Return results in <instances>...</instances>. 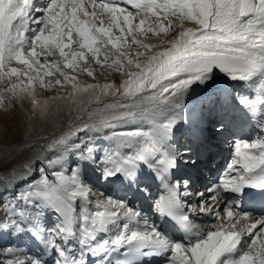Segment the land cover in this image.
Returning a JSON list of instances; mask_svg holds the SVG:
<instances>
[{
	"label": "snow or ice",
	"instance_id": "6c2138e0",
	"mask_svg": "<svg viewBox=\"0 0 264 264\" xmlns=\"http://www.w3.org/2000/svg\"><path fill=\"white\" fill-rule=\"evenodd\" d=\"M0 84L33 114L0 147L7 264H264V0H0Z\"/></svg>",
	"mask_w": 264,
	"mask_h": 264
},
{
	"label": "rangeland",
	"instance_id": "374dc122",
	"mask_svg": "<svg viewBox=\"0 0 264 264\" xmlns=\"http://www.w3.org/2000/svg\"><path fill=\"white\" fill-rule=\"evenodd\" d=\"M96 76L98 78V82L103 81V80H110L113 78H120V74L116 72L112 73H105L101 75L99 68L96 69ZM79 79L82 81H85L86 83H96L97 80H94L91 77H88L86 74H81L79 75ZM0 87H3L2 84H0ZM37 90H40L43 92L42 97L44 98H49L57 95V92H59L61 95L64 94V92L67 90L70 91V88H57L53 90H47V89H40L37 88ZM63 109L62 111H64ZM74 116V113H72ZM69 121V112L68 113H62V115L59 117V125L62 127L63 125H66ZM0 142L1 143H15L17 140L21 139V133L19 131L20 124L17 123V109L14 107L10 111L3 112L0 111ZM58 129L55 127L53 131L50 132H55ZM224 148H229L231 147L230 144H222ZM223 174L220 173L219 175L214 176L215 182L218 181L219 177ZM207 185H205L203 188H201L200 191H204V189L207 186L212 185L211 181L205 180ZM207 198V197H206ZM7 199V197H6ZM199 198H196L195 200L198 201ZM196 201V202H197ZM193 202V203H196ZM202 219H207V217H203ZM31 245L30 240L27 238L25 239H18L15 236H9V235H0V264H7L8 260L14 259L12 255H9L6 253V249L9 247H16L20 249H27Z\"/></svg>",
	"mask_w": 264,
	"mask_h": 264
},
{
	"label": "bare ground",
	"instance_id": "6f19581e",
	"mask_svg": "<svg viewBox=\"0 0 264 264\" xmlns=\"http://www.w3.org/2000/svg\"><path fill=\"white\" fill-rule=\"evenodd\" d=\"M120 79H121V77L120 78H113V79H110V80L100 81L99 83L103 84V83L111 82V81H115L116 83H119ZM2 86L5 87L6 85L2 84ZM65 92H64V94H65ZM42 95H44L43 92H41L40 90H36V96H37L38 99H40L41 101H43L45 99H48V98L42 97ZM55 103L56 104H61L63 102L62 101H56ZM15 108L17 109V123L20 124L19 131L21 133V139H23L25 137L26 130L28 128L29 119H30L31 116H33V114L30 111V109H31L30 100L26 99L23 102L22 106L19 103H17ZM65 112L68 113L67 109H65L64 111H62V110L56 111L55 109H53L52 115L49 116L46 120H41L40 116H39V113H36L31 122L37 129L43 128V129H46L48 132H50V131L54 130L55 125L57 123H59V117L62 115V113H65ZM0 129H1V125H0ZM4 144H7V143H1L0 142V147H3ZM215 156H216V152L208 154V157H210V159L216 158ZM201 166H204V165L201 164ZM203 184H204V181L201 182V188L204 186ZM155 193L156 192H155V187H154L153 188V195L154 196H155ZM207 196H208V193H205V198ZM193 201L196 202L197 200L194 199ZM145 207H146V205H145ZM249 207H251V205Z\"/></svg>",
	"mask_w": 264,
	"mask_h": 264
}]
</instances>
